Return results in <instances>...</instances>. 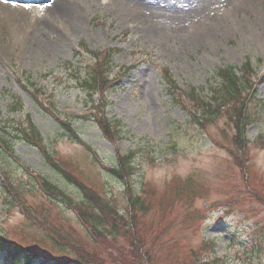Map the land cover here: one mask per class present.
Listing matches in <instances>:
<instances>
[{
	"label": "rangeland",
	"instance_id": "obj_1",
	"mask_svg": "<svg viewBox=\"0 0 264 264\" xmlns=\"http://www.w3.org/2000/svg\"><path fill=\"white\" fill-rule=\"evenodd\" d=\"M58 1L65 0H36L33 12L23 16L0 11V119L16 117L6 112L7 88L20 96L22 114L31 115L50 151L61 154L80 181L107 196L120 210L125 205L124 185L101 172L100 165L111 164L117 150L123 154L134 151L138 167L133 188L140 194L145 186L146 203L152 204L149 218L155 216L153 225L169 239L170 246L160 256L164 263H177L193 252L196 256H224L222 264H264V0L246 3L241 10L237 7L243 0H73V25L51 12ZM15 19L21 22L15 23ZM147 19L154 20V29ZM82 40L92 50L120 47L112 77L129 70L108 92L106 109L111 120L123 124V139L106 140L91 122L74 124L94 147V154L65 139L56 119L36 106L14 78L27 70L44 99L55 104L59 118L84 114V93L74 86L64 65L82 66L79 57L73 56ZM248 58V68L253 70L249 78L256 93L244 99L253 122L247 128L251 143L244 151L247 156L233 159L226 148L233 147L223 133V129L228 131L226 121L220 119L204 131L193 126L188 112L174 105L166 93L160 70L168 68L186 92L183 90L191 85L206 87L217 68L227 64L240 68ZM42 72L53 73L40 80ZM0 150L6 155L0 153V168L8 171L25 193L24 200L16 202L0 185V234L64 257L65 253L45 244L46 234L51 236L49 228L55 235L92 250L95 240L73 211L44 197L24 168L65 186L76 199L78 191L50 171L34 147L17 142L14 150L18 161ZM192 189L188 209L183 202ZM200 190L202 198L195 196ZM34 220L39 225H32ZM212 239L214 253L207 247ZM231 240L235 242L232 247L228 245ZM115 242L125 245L121 240ZM1 261L0 256V264H4ZM35 264L56 263L40 258Z\"/></svg>",
	"mask_w": 264,
	"mask_h": 264
},
{
	"label": "trees",
	"instance_id": "obj_2",
	"mask_svg": "<svg viewBox=\"0 0 264 264\" xmlns=\"http://www.w3.org/2000/svg\"><path fill=\"white\" fill-rule=\"evenodd\" d=\"M79 47L80 50L74 51L73 56L79 57L78 61L82 66L75 67L70 62H65L64 65L68 75L75 82L74 86L84 93L83 105L90 108V116H71L63 121L57 119L55 123L65 139L82 145L90 151V154H94L96 152L94 147L82 138L74 124L80 121L91 122L108 141L121 140L125 137L122 123L118 120L111 121L106 115L107 93L117 83V79L113 81L109 79V73L113 67L114 55L119 53L120 49L109 47L102 50H91L84 42H81ZM83 51L91 57L84 58ZM248 65L249 61H246L242 69H238L234 65L217 68L212 82H208L206 86L207 92L209 91L208 96L204 95V87L200 89L191 87L187 92L180 91L168 69L164 68L161 72L167 87L166 93L171 97L174 105L194 110L189 119L193 126L204 131L206 127L220 119L226 121L228 131L223 129V133L233 147H226L233 159L248 155L244 151L249 144L246 128L250 117L248 116L247 120L244 94L247 95V91L250 92L253 88L249 82L251 70ZM26 82L28 86L21 83L28 91L31 89L30 95L36 99L34 102L45 109L46 113L56 116L54 103L49 100L44 102V99L37 96L39 90L29 76L26 77ZM5 91L8 99V111L19 115L6 120L11 129L7 130L5 125L0 126V149L15 161H18L14 150V145L17 142L29 144L39 150L46 167L55 172L56 176L61 177L67 186L78 191V200L66 190L65 186H58L41 174H34L24 168L29 181L32 180L34 187L44 197H48L52 203H58L63 208L73 211L88 235L92 240H95L92 250H89L83 244H74L60 234L55 235L48 228L51 236L46 234L45 244L48 242L60 252L65 253L64 257H59L51 255L52 251L49 249L19 244L1 233L0 255L5 264H35L39 257L56 260L57 264H222L220 259L211 254L208 256L205 253L196 256L193 252L183 255L177 263H164L160 256L170 246L168 245L169 239L164 236L165 231L153 225L152 221L155 216L151 215L149 218V209L152 204L146 203L145 186L140 194L133 188L132 178L137 171L134 160L135 153L128 152L121 155L117 151L111 164L101 163L100 165L101 172L124 185L125 205L120 210L107 196H101L97 191L80 181L77 175L69 169L70 162L64 159L61 154L50 151V147L44 143L31 115L22 114L24 109L21 99L11 91ZM34 92L37 93L34 94ZM96 95L98 96L97 101L94 99ZM0 153L5 155L1 150ZM0 175L2 176L0 185L12 195L13 199L16 202L24 200V189L13 182L8 171L0 168ZM180 189L179 186L178 191ZM245 189L250 191L248 187ZM193 194L194 189H192L190 197L183 202L187 203L188 209H190L188 201ZM25 211L27 212V209ZM35 216L40 222L41 219L38 215ZM35 221L37 220H34L32 225H39ZM157 223L159 222L157 221ZM42 225L45 224L42 223ZM101 239L103 241H100ZM116 240L125 242V245H118ZM234 244V240H231V245ZM210 246L212 249L214 248L213 244ZM113 251L116 252L115 256L111 255ZM116 258L117 261L114 262Z\"/></svg>",
	"mask_w": 264,
	"mask_h": 264
},
{
	"label": "bare ground",
	"instance_id": "obj_3",
	"mask_svg": "<svg viewBox=\"0 0 264 264\" xmlns=\"http://www.w3.org/2000/svg\"><path fill=\"white\" fill-rule=\"evenodd\" d=\"M242 2V0H240ZM254 0H248V2H242V5H239L237 8H240L239 10L242 9V6H244L246 3H250L253 2ZM20 3H27V2H23V1H19ZM32 3H34V1H31ZM28 2V3H31ZM254 3V2H253ZM14 4L9 3L7 0H0V11L2 13L6 14H21L20 16L23 15H27L28 12L27 10H29V6L23 7L21 8L19 11H15L13 10ZM75 3L73 2V0H65V1H58V2H54L52 8H51V12H54L55 18H60V17H64L70 24H74L75 23ZM137 11H139L138 9H136ZM140 12V11H139ZM19 16V17H20ZM21 18V17H20ZM7 19L11 20L13 22V18H9L7 17ZM17 19H15V23L17 22H21V20L16 21ZM148 21V25L151 28H155L154 26V20L152 21L151 19H147ZM205 34H209L207 31Z\"/></svg>",
	"mask_w": 264,
	"mask_h": 264
}]
</instances>
